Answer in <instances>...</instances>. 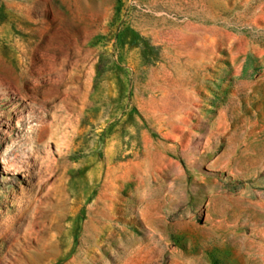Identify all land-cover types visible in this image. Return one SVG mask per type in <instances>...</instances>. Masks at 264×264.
I'll use <instances>...</instances> for the list:
<instances>
[{
    "label": "rangeland",
    "instance_id": "obj_1",
    "mask_svg": "<svg viewBox=\"0 0 264 264\" xmlns=\"http://www.w3.org/2000/svg\"><path fill=\"white\" fill-rule=\"evenodd\" d=\"M0 264H264V0H0Z\"/></svg>",
    "mask_w": 264,
    "mask_h": 264
}]
</instances>
